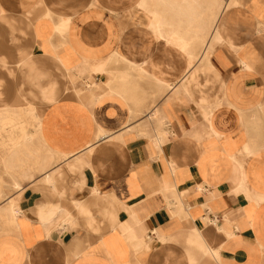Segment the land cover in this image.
Instances as JSON below:
<instances>
[{
	"label": "crops",
	"instance_id": "crops-1",
	"mask_svg": "<svg viewBox=\"0 0 264 264\" xmlns=\"http://www.w3.org/2000/svg\"><path fill=\"white\" fill-rule=\"evenodd\" d=\"M0 264H264V0H0Z\"/></svg>",
	"mask_w": 264,
	"mask_h": 264
}]
</instances>
